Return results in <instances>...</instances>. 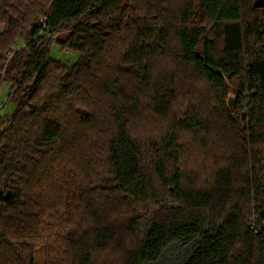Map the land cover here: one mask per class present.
I'll return each instance as SVG.
<instances>
[{"label":"trees","instance_id":"16d2710c","mask_svg":"<svg viewBox=\"0 0 264 264\" xmlns=\"http://www.w3.org/2000/svg\"><path fill=\"white\" fill-rule=\"evenodd\" d=\"M256 1L0 0V264H264Z\"/></svg>","mask_w":264,"mask_h":264},{"label":"rangeland","instance_id":"374dc122","mask_svg":"<svg viewBox=\"0 0 264 264\" xmlns=\"http://www.w3.org/2000/svg\"><path fill=\"white\" fill-rule=\"evenodd\" d=\"M254 1L255 0H250L249 6H245L243 10L244 17L248 20L253 19L254 17L261 19L262 17V12L260 10L256 12L250 10V8H252ZM66 35L67 34H62V35L58 34L54 37V39H57V38L65 39ZM21 44L22 42H19V45ZM51 53L54 59L61 60L62 62H66L69 66L73 65L77 59V55H74L71 53L68 54L65 50L60 48L58 45H54L52 47ZM200 54H204L205 56V53L202 50H200ZM230 87H231L230 89L231 92L229 93L230 94L229 104L231 107H233L236 95H234L233 93L234 87L228 85V88ZM8 92H9V84H4L0 87V118L3 117L5 114H10L13 111V104L8 103V99H7ZM262 223H264V221H262ZM200 243H201L200 237L192 240L188 244L172 243L165 248L161 258L157 262L144 263V264H184L187 261V259L199 247ZM43 259L44 258H43L42 252H39L36 256L35 264H44Z\"/></svg>","mask_w":264,"mask_h":264},{"label":"water","instance_id":"95a60500","mask_svg":"<svg viewBox=\"0 0 264 264\" xmlns=\"http://www.w3.org/2000/svg\"><path fill=\"white\" fill-rule=\"evenodd\" d=\"M254 7L255 8H264V0H257L254 3ZM200 56L202 57V59H205L204 54H200ZM262 221H264V210L260 211L259 216L257 218L258 223H261ZM261 229L264 231V223L261 224Z\"/></svg>","mask_w":264,"mask_h":264}]
</instances>
